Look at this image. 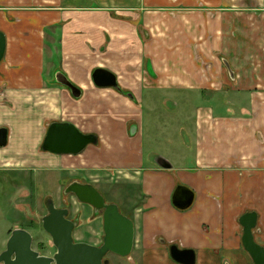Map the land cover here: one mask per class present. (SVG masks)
<instances>
[{"label":"crops","instance_id":"0c3cea01","mask_svg":"<svg viewBox=\"0 0 264 264\" xmlns=\"http://www.w3.org/2000/svg\"><path fill=\"white\" fill-rule=\"evenodd\" d=\"M0 31V171L128 178L135 191L123 213L140 264H179L173 244L192 249L194 264H254L238 219L257 214L253 237L264 247V0H0ZM96 68L129 95L96 86ZM156 106L179 116L160 118ZM48 121L71 122L96 143L75 155L45 151ZM148 137L180 142L184 154L145 151ZM178 186L193 193L186 209L172 202ZM73 216L74 241L98 243L92 207ZM10 232H0V252Z\"/></svg>","mask_w":264,"mask_h":264},{"label":"water","instance_id":"95a60500","mask_svg":"<svg viewBox=\"0 0 264 264\" xmlns=\"http://www.w3.org/2000/svg\"><path fill=\"white\" fill-rule=\"evenodd\" d=\"M5 38L0 31V60L4 54ZM56 80L66 86L74 97L80 95V89L72 84L63 73H57ZM92 81L98 87H112L121 93L116 76L104 68L92 71ZM8 129L0 127V147L7 144ZM92 133L81 132L73 123L68 121H52L46 128L41 148L53 154L80 153L88 144L96 143ZM162 167L169 164L162 158L158 159ZM64 193L71 194L79 203L90 205L95 215L102 221V242L92 245L83 241H74L72 233L77 219L68 218L66 207H56L50 199L47 201V214L41 217V225L49 235L55 252L51 256L42 255L31 246L32 236L23 228H14L6 241L5 248L0 252V264H107L102 261L107 252L126 257L133 247V222L123 214L118 205L106 202L103 195L89 182L72 181ZM193 193L184 186L174 190L172 202L179 209L190 206ZM257 214L254 211L243 213L238 223L242 228L241 242L245 251L250 255L254 264H264V247L255 242L252 230L256 226ZM170 257L179 264H194L195 254L192 249L169 246Z\"/></svg>","mask_w":264,"mask_h":264},{"label":"rangeland","instance_id":"374dc122","mask_svg":"<svg viewBox=\"0 0 264 264\" xmlns=\"http://www.w3.org/2000/svg\"><path fill=\"white\" fill-rule=\"evenodd\" d=\"M82 102L78 104L81 105ZM145 108L147 109V107ZM154 108L155 110L157 109L155 114L158 115L156 116L165 120H170V117L175 118L179 116V113H177L179 107L175 111L168 110L163 106H156ZM48 123L50 122L48 121ZM145 133L147 132L145 131ZM155 134L156 136L161 135L158 131ZM142 144L145 151L149 149L153 150V148L156 151L164 150L165 152L172 153V158L184 154V146L180 142L169 144L159 140L153 144L148 137L143 140ZM95 179L98 180L92 181L89 178L86 179L85 176L77 175L74 171L56 170L53 167L25 169L23 172L0 171V232L4 230L5 232H9V230L11 231L12 228H15L14 226L19 228L26 227L32 236V248L42 254L54 252L50 237L41 225V217L47 212L48 199L52 200L56 207H66L69 210L68 217H72L77 210L80 214L86 215L89 209H91L90 205L79 203L74 196L64 193V188L74 180L93 184L103 195L107 203H116L118 207L120 204L122 208V211L119 208L120 211L122 213L123 211L126 212L127 207L125 204L132 202L131 200H133V193L135 191L133 187L130 189L126 188L128 186L125 182L128 181V178L121 177L116 183H109L108 179L103 177V175H98ZM81 225L86 224L83 223ZM100 225L101 218L97 217V220L91 222V225L88 227V229L93 230V233H95L97 241L96 239L94 241L98 243L101 242L102 237ZM84 227L77 229L75 232L78 234V232L83 231ZM105 258L108 259V264H140V262L131 257V254L126 257H119L107 253Z\"/></svg>","mask_w":264,"mask_h":264},{"label":"flooded vegetation","instance_id":"af4514ba","mask_svg":"<svg viewBox=\"0 0 264 264\" xmlns=\"http://www.w3.org/2000/svg\"><path fill=\"white\" fill-rule=\"evenodd\" d=\"M92 211H93V208H92ZM45 214H47V212L45 213ZM44 214V215H45ZM79 213H77V215H78ZM75 216H73V217H68L69 219H71V220H74L75 218H74ZM101 218V217H100ZM77 224H76V226L74 227V229L75 228H77V226L79 225V223L78 222H76ZM101 223H102V221H101ZM73 229V230H74ZM101 242H102V237H101ZM101 242H99V243H92V245H100L101 244ZM52 246V245H51ZM53 247V246H52ZM35 250V249H34ZM37 251V250H36ZM54 252H55V248H54ZM54 252H50V253H48V254H42V253H40V254H42V255H47V256H51ZM107 253H111V254H113V255H116V254H114V253H112V252H107ZM117 256H119V255H117ZM119 257H122V256H119ZM106 258H105V256L102 258V261L103 260H105ZM108 264V263H107Z\"/></svg>","mask_w":264,"mask_h":264},{"label":"trees","instance_id":"16d2710c","mask_svg":"<svg viewBox=\"0 0 264 264\" xmlns=\"http://www.w3.org/2000/svg\"><path fill=\"white\" fill-rule=\"evenodd\" d=\"M122 92H125L124 90H122Z\"/></svg>","mask_w":264,"mask_h":264}]
</instances>
